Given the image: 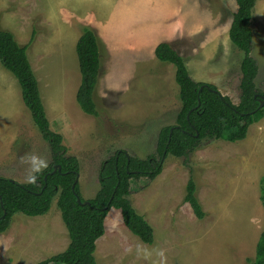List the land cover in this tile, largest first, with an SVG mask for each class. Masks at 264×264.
<instances>
[{
  "label": "rangeland",
  "instance_id": "obj_1",
  "mask_svg": "<svg viewBox=\"0 0 264 264\" xmlns=\"http://www.w3.org/2000/svg\"><path fill=\"white\" fill-rule=\"evenodd\" d=\"M104 1L0 0V28L27 45L49 128L62 136L67 154L78 160L83 200L95 195L100 167L115 150L144 159L155 152L159 129L175 123L181 106L175 69L156 59L158 43L169 42L180 53L192 80L214 85L233 104L240 94L242 52L228 38L235 0ZM112 6L114 20L108 21L103 38L96 34L102 67L93 93L98 112L94 116L83 112L75 99L80 73L74 43L83 28H92L95 14L107 17ZM252 21L250 55L258 67L256 87L262 90L264 0H256ZM204 143L186 158L162 159L154 179L130 180V194L155 185L153 207L164 210L157 224L162 242L158 237L157 245L145 250L112 207L104 219V237L114 243L111 249V242L99 244L103 235L96 240L97 264H180L183 260L203 264L204 258H211L208 264H247L246 259L255 256L253 246L264 220L260 201L264 163L258 167L256 159L257 153V158L264 153V116L250 124L246 136L236 143L208 138ZM50 160L48 144L32 121L17 80L0 65V176L27 183V177L45 169ZM189 179L196 184L205 213L201 219L183 201ZM116 224L129 233L116 229ZM68 242L53 200L43 215L17 212L12 216L0 234V264H36L59 253Z\"/></svg>",
  "mask_w": 264,
  "mask_h": 264
},
{
  "label": "trees",
  "instance_id": "obj_2",
  "mask_svg": "<svg viewBox=\"0 0 264 264\" xmlns=\"http://www.w3.org/2000/svg\"><path fill=\"white\" fill-rule=\"evenodd\" d=\"M236 10L228 29L232 45L242 52L240 60L239 101L233 104L210 84L192 80L180 53L169 42H160L154 55L160 62L174 66L180 109L175 123L162 126L157 134L153 154L142 159L117 149L105 159L98 173L99 187L87 200L80 197L79 163L67 154L62 136L49 128L40 98L37 79L27 57V45H20L14 35L0 28V65L9 71L20 86L22 100L32 121L50 151V163L35 172L34 183H18L0 176V234L10 225L12 216L19 212L26 216L45 214L53 200L67 229L69 243L65 250L36 264H97L94 258L95 242L104 233V219L110 208L120 211L125 227L142 242H153V229L143 216L131 206L130 180L146 177L154 179L161 171L162 159L168 155L186 158L202 145L205 138L229 142L242 140L250 124L264 116V87L255 84L258 67L250 55L252 12L256 0H235ZM32 41V39L30 40ZM75 54L80 73L76 102L86 114L97 115L93 93L100 75V41L91 28H83L75 43ZM59 166L52 172L54 167ZM260 201L264 208V174L260 183ZM77 198L88 203L77 202ZM184 202L198 219L204 211L196 196V184L189 179ZM5 214L3 216V212ZM254 258L247 264H264V220L258 237Z\"/></svg>",
  "mask_w": 264,
  "mask_h": 264
},
{
  "label": "crops",
  "instance_id": "obj_3",
  "mask_svg": "<svg viewBox=\"0 0 264 264\" xmlns=\"http://www.w3.org/2000/svg\"><path fill=\"white\" fill-rule=\"evenodd\" d=\"M143 1H148V0H143ZM104 2H107V0H105ZM120 3H122V4H124L125 5V1H121ZM99 9V8H98ZM117 9V8H116ZM95 15H97L96 16V19H92V23L90 24V23H88V24H90L91 25V27H92V29L95 31V33L97 34V35H99L100 37H102L103 38V32H105V34H106V30H107V27L109 26V22H112V20H114V16H112V15H114V13H113V6H112V9H111V11H110V15L109 16H105L104 15V17H102V18H100V17H98V13L97 14H95ZM111 16V17H110ZM155 21L157 20V14L155 15ZM99 20H102V22L101 23H103V24H101V23H99L98 21ZM109 21V22H108ZM94 23V24H93ZM111 26H113V24H110ZM81 35V33H79L78 35H77V39H78V37ZM141 36V35H140ZM77 39H76V41H77ZM76 41H75V43H76ZM74 43V44H75ZM74 49H75V46H74ZM111 51H112V49H111ZM112 53H114L113 51H112ZM76 59H77V56H76ZM100 64H101V67H102V54H101V49H100ZM98 81V80H97ZM79 86V85H78ZM77 89H78V87H77ZM77 89H76V91H77ZM75 95H76V93H75ZM76 99V98H75ZM225 141V140H224ZM227 142H229V141H227ZM237 142V141H236ZM235 142V143H236ZM206 143V142H205ZM204 142L202 143V145L201 146H199V147H202V146H204V144H205ZM229 143H231V142H229ZM234 143V142H233ZM198 147V148H199ZM197 149V148H196ZM195 149V150H196ZM195 150H193L191 153H193ZM190 153V154H191ZM257 156H258V153H257ZM257 156H256V159H257V165H258V167H260L261 166V164H263L264 163V153L260 156V157H258L257 158ZM263 174H264V172H263ZM80 179V178H79ZM155 185H150L149 186V188L145 191H142V193H136V194H130L129 196H128V199H129V202H130V204H131V206L135 209V211H136V213H138L139 215H141V216H143L144 217V219L148 222V224L152 227V229H153V231H155L154 233H155V240H154V243L152 244V245H148V244H146V243H144V242H142L137 236V238L143 243V245L145 246V250H146V248H148V247H152V246H155V245H157V241H158V237H159V240H160V242H162V240H161V238L160 237H162V233H161V231L157 228V224L158 223H160V220H161V217H162V215H164V214H162L163 213V209L161 210V207H159L158 209H157V206H155V207H153V205H154V201H155V195H154V193H155ZM119 211V210H118ZM119 214H120V211H119ZM61 216V215H60ZM120 219H121V222H122V218H121V214H120ZM64 224V223H63ZM122 224H123V222H122ZM105 226V225H104ZM123 226L125 227V225L123 224ZM116 229H118L119 231H121V232H123V233H125V231L126 232H128L124 227H121V225L120 224H116L115 226H114ZM66 228V227H65ZM130 232V231H129ZM128 232V233H129ZM104 233H105V231H104ZM104 233H103V237H104ZM131 233V232H130ZM133 234V233H132ZM68 235V234H67ZM134 235V234H133ZM55 237H57V236H55ZM112 237V236H111ZM259 237V236H258ZM68 239H69V237H68ZM112 239H113V237H112ZM258 239V238H257ZM40 240V239H39ZM49 240V238L48 239H46V241H48ZM100 240V239H99ZM103 240H104V243L105 244H108L109 242H111L108 246H110L111 247V249H112V246H113V243L114 242H112V240L111 239H109V237H107V238H101V240L100 241H98L99 242V244H103L102 242H103ZM134 242H136L135 240H133ZM98 242H97V245H98ZM69 243V242H68ZM256 243H257V241L255 242V245L253 246L254 247V249H253V251L255 250V247H256ZM38 245H40V242H38L37 243V246ZM68 245V244H67ZM97 245H96V247H95V249L97 248ZM246 248H247V246L246 245H244ZM67 247V246H66ZM65 247V248H66ZM105 247V249L107 248V246H104ZM65 248L63 249V250H65ZM63 250H61L60 252H62ZM106 251H108V250H106ZM111 251V250H110ZM59 252V253H60ZM252 258H254V256L252 257ZM210 259L211 258H204L203 260H204V263L203 264H208V263H210ZM217 262L219 261L218 259L216 260ZM234 262H237V260L235 259L234 260ZM238 263H240V262H238ZM180 264H189V262L187 261H185V260H183V261H181L180 262ZM223 264H227V262H224Z\"/></svg>",
  "mask_w": 264,
  "mask_h": 264
},
{
  "label": "water",
  "instance_id": "obj_4",
  "mask_svg": "<svg viewBox=\"0 0 264 264\" xmlns=\"http://www.w3.org/2000/svg\"><path fill=\"white\" fill-rule=\"evenodd\" d=\"M263 105H264V100H262V101L260 102L259 106H260V107H263ZM56 169H59V166L54 167L53 170H52V172H54ZM77 202L82 203V204H86V203H88L87 201H81L79 198H77ZM4 214H5V211L3 212V216H4Z\"/></svg>",
  "mask_w": 264,
  "mask_h": 264
},
{
  "label": "clouds",
  "instance_id": "obj_5",
  "mask_svg": "<svg viewBox=\"0 0 264 264\" xmlns=\"http://www.w3.org/2000/svg\"><path fill=\"white\" fill-rule=\"evenodd\" d=\"M33 163H34V167H36V164H35V158H34V157H33ZM35 180H36V177H35V176H31V175H29V176L27 177V182H28V183H34Z\"/></svg>",
  "mask_w": 264,
  "mask_h": 264
}]
</instances>
